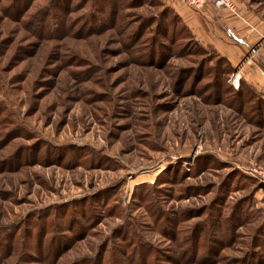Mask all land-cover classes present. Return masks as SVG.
Listing matches in <instances>:
<instances>
[{"label":"rangeland","instance_id":"rangeland-1","mask_svg":"<svg viewBox=\"0 0 264 264\" xmlns=\"http://www.w3.org/2000/svg\"><path fill=\"white\" fill-rule=\"evenodd\" d=\"M52 3L0 0V264H264V102L161 8Z\"/></svg>","mask_w":264,"mask_h":264},{"label":"crops","instance_id":"crops-1","mask_svg":"<svg viewBox=\"0 0 264 264\" xmlns=\"http://www.w3.org/2000/svg\"><path fill=\"white\" fill-rule=\"evenodd\" d=\"M160 1L175 12L200 46L211 48L230 65L238 87L244 84L264 101V20L256 12L238 6L240 19L209 4L195 12L181 0Z\"/></svg>","mask_w":264,"mask_h":264},{"label":"trees","instance_id":"trees-1","mask_svg":"<svg viewBox=\"0 0 264 264\" xmlns=\"http://www.w3.org/2000/svg\"><path fill=\"white\" fill-rule=\"evenodd\" d=\"M73 0H53V3H52V6H51V10L50 11H53L50 15V18L49 19H53L55 21V23L57 22L60 26L61 23H63L56 15L55 13V10L56 8H58V6H62L64 3H72ZM129 2V3H128ZM87 2H85L86 4ZM89 13H87L88 15L85 16L86 20H88V22H92L94 23L95 25L91 28H89L87 30V33H91V32H95V31H92V30H101V29H104V27L106 26L105 24H103V20L102 18L104 17H107L109 20L110 23L112 22H116L117 18L119 17V11L121 8H123L125 5H130L132 8H135L136 5L138 6H147V7H152V8H161L162 11H161V18H163V22L165 21L167 23V26H178V25H181L180 27V31L183 32L184 34H187V32H190L188 30V28L183 24V22L181 21V19L176 15L174 14V12L169 9L168 7L164 6V4L160 1V0H89ZM97 6V7H95ZM49 9V7H48ZM46 9V10H48ZM47 12V11H46ZM48 16V15H47ZM171 17V18H169ZM39 18H35L34 22H38L39 23V26H36L38 28H36V30H38L39 32L38 33H41V27L42 25L46 24L47 19H44V20H38ZM113 24V23H112ZM116 24V23H115ZM114 24V25H115ZM56 25V24H55ZM113 25V26H114ZM60 31H61V27H60ZM188 38L189 40H192V36H191V32L188 33ZM198 43V42H197ZM221 60L225 63L226 65V69H224V74H229V72H234V70L230 67V65L224 60L221 58ZM243 89H246L247 91L251 92V90L249 88H247L244 84H241L237 90L235 91V94L238 95V96H241L243 95ZM252 93V92H251ZM253 95H256L254 92L252 93ZM260 99V98H259ZM261 100V99H260ZM263 101V100H262ZM264 102V101H263ZM15 237V236H14ZM122 238H124L126 240V242H136V238L132 235H128L127 234H124L122 236ZM12 239H9L7 242L11 241ZM11 245H15L17 247L18 245V242L15 240V238H13L11 244H10V248L11 249ZM137 245H139V247H142V249H145V246L143 243H138ZM144 247V248H143ZM102 252V251H101ZM40 253H38L39 255ZM23 255L19 254V258L21 260ZM53 256V255H52ZM109 256L112 257L113 256V252H110L109 253ZM147 256H145V254L143 255L142 254V260H146V262H148L149 258H146ZM102 258V262H104L105 258L104 257H101ZM104 258V260H103ZM92 262L95 263V261H98L97 259H91ZM111 259L108 257V261L106 264H113V261L112 263H109ZM20 262V261H19ZM36 264H41V262L39 263V261H35ZM18 262L16 261L15 264H17Z\"/></svg>","mask_w":264,"mask_h":264},{"label":"built area","instance_id":"built-area-1","mask_svg":"<svg viewBox=\"0 0 264 264\" xmlns=\"http://www.w3.org/2000/svg\"><path fill=\"white\" fill-rule=\"evenodd\" d=\"M181 2L195 12H202L206 5L209 4L215 9L227 11L242 19L235 0H181ZM261 178L264 184V176Z\"/></svg>","mask_w":264,"mask_h":264},{"label":"bare ground","instance_id":"bare-ground-1","mask_svg":"<svg viewBox=\"0 0 264 264\" xmlns=\"http://www.w3.org/2000/svg\"><path fill=\"white\" fill-rule=\"evenodd\" d=\"M237 85H238V83L236 81H234V86L236 89L238 88Z\"/></svg>","mask_w":264,"mask_h":264}]
</instances>
